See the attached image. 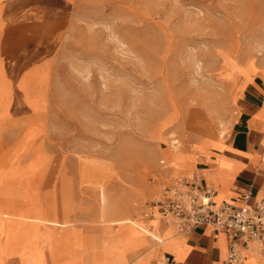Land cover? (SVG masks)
Returning <instances> with one entry per match:
<instances>
[{
  "label": "rangeland",
  "instance_id": "obj_1",
  "mask_svg": "<svg viewBox=\"0 0 264 264\" xmlns=\"http://www.w3.org/2000/svg\"><path fill=\"white\" fill-rule=\"evenodd\" d=\"M259 75L264 0H0V264H118L141 226L173 233L161 161L224 149ZM71 230L115 232L87 257Z\"/></svg>",
  "mask_w": 264,
  "mask_h": 264
},
{
  "label": "crops",
  "instance_id": "obj_2",
  "mask_svg": "<svg viewBox=\"0 0 264 264\" xmlns=\"http://www.w3.org/2000/svg\"><path fill=\"white\" fill-rule=\"evenodd\" d=\"M252 84V91L246 94L248 99L243 104L244 107L233 126L232 134L224 139V149L215 146L210 156L203 155L202 162H195L193 165L192 175L201 178L206 186L216 191L217 206L226 203L242 206L243 196L248 192L252 193L251 203L264 199V77L260 75L255 77ZM162 172L163 176L176 175L168 164L167 169H163ZM28 219L41 221L38 218ZM161 228L160 237L142 227L138 228L140 234L132 232L127 250L133 255L118 264L131 263L137 254L148 248L143 255H146L145 257L131 264L140 263L152 252H155L156 256L158 248L151 247L152 240L148 243L147 237L154 239L158 247L166 244L163 256L169 259V264H226L229 250L226 234L212 227H199L188 234H179L174 227L173 233L164 225H160L159 229ZM115 230L110 231V234ZM71 231L78 234L84 242L83 248L75 250L77 256L85 254L88 257L93 251L102 249L110 236V234L102 236L100 246H93L91 249L87 245L86 238L74 230ZM125 250L120 247L122 253L119 252L118 257H123ZM155 256L151 258L150 264L154 263ZM243 256V264H264V257L253 250L243 251ZM9 264H20V262L11 260Z\"/></svg>",
  "mask_w": 264,
  "mask_h": 264
},
{
  "label": "built area",
  "instance_id": "obj_3",
  "mask_svg": "<svg viewBox=\"0 0 264 264\" xmlns=\"http://www.w3.org/2000/svg\"><path fill=\"white\" fill-rule=\"evenodd\" d=\"M162 170L167 169L164 160ZM159 192L151 201L152 217L157 213L164 224L179 234L199 227H212L227 235L229 250L226 264H243V251H255L264 257V199L251 203L252 193L243 196V205L217 206L216 191L199 177L168 175L159 181ZM152 218V219H153ZM256 245L253 247V245ZM162 264H169L164 256Z\"/></svg>",
  "mask_w": 264,
  "mask_h": 264
},
{
  "label": "bare ground",
  "instance_id": "obj_4",
  "mask_svg": "<svg viewBox=\"0 0 264 264\" xmlns=\"http://www.w3.org/2000/svg\"><path fill=\"white\" fill-rule=\"evenodd\" d=\"M175 143V145L176 144H178L179 142L178 141H175L174 142ZM182 177H188V178H193L194 176L193 175H184V176H182ZM154 218L151 220V222H156V221H158V220H160L161 221V218H160V216L157 214V213H154ZM169 225V224H168ZM139 226H141V225H139ZM172 228H173V226L172 225H170ZM142 228H144V229H147V228H145L144 226H141ZM148 230V229H147ZM169 240V239H168ZM254 246H256L255 244H254ZM248 255V254H247ZM143 255L142 254H137V256H135V258H137V260L136 261H138V260H140V259H142L143 257H142ZM135 261V262H136Z\"/></svg>",
  "mask_w": 264,
  "mask_h": 264
}]
</instances>
